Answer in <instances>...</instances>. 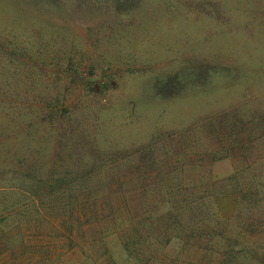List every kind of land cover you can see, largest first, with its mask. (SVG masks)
<instances>
[{"label":"rangeland","instance_id":"1","mask_svg":"<svg viewBox=\"0 0 264 264\" xmlns=\"http://www.w3.org/2000/svg\"><path fill=\"white\" fill-rule=\"evenodd\" d=\"M0 0V264H264V0Z\"/></svg>","mask_w":264,"mask_h":264},{"label":"trees","instance_id":"2","mask_svg":"<svg viewBox=\"0 0 264 264\" xmlns=\"http://www.w3.org/2000/svg\"><path fill=\"white\" fill-rule=\"evenodd\" d=\"M47 1H51V0H47ZM57 1V0H56ZM107 1H109V0H107ZM111 1H116V3L119 1V0H111ZM122 1V3H125L126 1H128V0H121ZM138 1V0H137ZM96 2H100V0H97Z\"/></svg>","mask_w":264,"mask_h":264}]
</instances>
